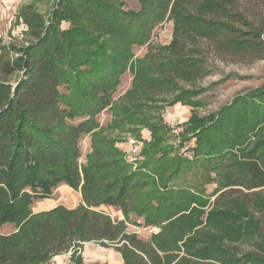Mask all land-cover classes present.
Returning a JSON list of instances; mask_svg holds the SVG:
<instances>
[{
    "label": "trees",
    "instance_id": "obj_1",
    "mask_svg": "<svg viewBox=\"0 0 264 264\" xmlns=\"http://www.w3.org/2000/svg\"><path fill=\"white\" fill-rule=\"evenodd\" d=\"M124 5L51 0L46 14L35 3L16 14L29 37L0 55V223L16 229L0 234V264H46L89 241L121 244L123 264H264V143H251L264 122V85L203 118L193 113L185 126L181 143L195 137L185 150L192 163L220 183L204 225L201 209L185 212L209 199L176 183L191 158L169 157L161 119L162 126L144 123L156 122L146 109L166 100L197 106L191 101L199 91L179 87L209 73L196 56L200 44L221 59L264 60V9L241 0H145L128 18ZM169 17L172 44L135 62L133 49ZM128 72L131 87L115 108ZM106 110L111 120L102 128L97 117ZM136 124H148L143 152L151 157L133 170L108 134ZM85 137L90 150L81 161ZM61 185L80 194L76 208L32 211ZM102 206L159 230L142 241ZM73 264L84 263L79 257Z\"/></svg>",
    "mask_w": 264,
    "mask_h": 264
},
{
    "label": "rangeland",
    "instance_id": "obj_2",
    "mask_svg": "<svg viewBox=\"0 0 264 264\" xmlns=\"http://www.w3.org/2000/svg\"><path fill=\"white\" fill-rule=\"evenodd\" d=\"M123 1L125 3L123 7L124 11L127 14L130 13L128 14V18L131 15H136L141 7L145 5V0ZM261 2L263 1L241 0V3H244L245 6H258L260 7V10H262L264 9V5L261 4ZM33 3L37 5L40 11H44L46 14L50 9L51 0H0V55L2 47H10L11 45L26 43L27 38L29 37V31L23 22L17 19L16 14L22 6ZM68 27H70V23L63 22L61 25L62 29H67ZM173 38V21L169 17L155 27L146 44L133 49V59L136 60L135 62H138L146 59V55L149 53L151 56H154L155 53L163 52V49L168 48L172 44ZM199 46L200 50L196 53V56L202 57L206 63L210 64L209 73L202 77H198L194 83H181L179 87V89H182L181 87L184 89L194 88L199 91L191 101L192 103H197V106H188L184 104L185 102L172 104L169 100H166V102L163 103V106L159 107L160 109L150 106L145 111L149 114H151L150 111H153L156 120L155 123L150 120L149 122L141 120L151 126H162L157 123V119L162 120L163 125H165V130L168 131L166 143L169 146L166 148V152L169 154V157H177L176 155H178L179 157L182 156L181 159L191 158V153L185 150L188 147L195 146V137L191 136L189 139L190 141L184 143H181V140L183 139L182 136L185 126L189 125V119L193 113L198 114V117L203 118L207 114L214 113L220 110L223 106L228 105L237 95L245 94L252 89L264 85V60L247 62L232 61L229 58L221 59L211 48L206 47L205 44L202 43ZM132 79L133 76L129 72L122 77L120 85L114 93L115 108L119 107V101L128 89H130ZM101 114L97 119L100 126L105 128L110 123L111 112L106 110L105 113L102 112ZM143 119H145V117ZM147 125L136 124V126L131 127L124 126L120 129L114 128L113 131H110L108 134L111 139H113L116 147L123 152L125 161L132 166L133 170L138 167L144 158L147 159L151 157H145L143 152L144 142L150 140V132ZM255 128H257V130L255 129V134L251 139V143H264V122L260 124L259 127L255 126ZM200 131L197 130L195 135L200 133ZM131 141H135L140 147V153L133 157H129L128 154L131 149ZM80 147L82 161L90 150V138L85 137L81 141ZM199 157L197 158L198 163H200ZM197 159L194 158V161H197ZM192 160L193 157L187 165H182L183 169L188 170V172L185 175H179L176 183L177 185L183 182L184 185L188 183L186 186L194 187L195 190L192 191L196 193L198 198L204 199V197H206L209 199L206 205L203 206H198L196 203H192L189 210L185 212L189 214L192 208L201 209L203 214L199 215L197 218L200 221L202 220L204 225L207 212L211 208L210 204L215 202L218 195V193L215 192V189L220 183L213 174H208L207 171L203 169L200 170L198 168L199 166L192 163ZM209 177H212V179L214 178V180H210ZM43 200L45 202L41 201L44 205H51L54 208L64 207L66 209H74L81 203H77L78 201H81L78 192L65 189L59 190V187L54 191L51 198ZM39 202H35L33 205L37 207V205H39L37 203ZM100 209L108 214L113 221L119 223L123 222L126 227V232L128 234H136L142 241H149L152 234L157 233L159 230V228L151 226L144 227L143 225H132L129 221L130 217L125 219L121 211L116 208L102 206ZM139 222L144 223L142 218L139 219ZM15 230V226L11 223H0V234H11L15 232ZM120 245L121 244L104 241L84 242L78 249L53 256L46 264H73L74 260L79 257L84 264H123L121 253L118 250Z\"/></svg>",
    "mask_w": 264,
    "mask_h": 264
},
{
    "label": "crops",
    "instance_id": "obj_3",
    "mask_svg": "<svg viewBox=\"0 0 264 264\" xmlns=\"http://www.w3.org/2000/svg\"><path fill=\"white\" fill-rule=\"evenodd\" d=\"M106 111H104L103 113H105ZM102 115V114H101ZM60 189H65V190H70V191H73L72 189H70L68 186H66V185H61V186H59V190ZM73 192H75V191H73ZM79 197L81 198V196H80V194H79ZM41 201V200H40ZM42 201H44V200H42ZM42 201L41 202H39V201H36V202H39V203H37V204H39V205H37V207L36 206H34L33 205V207H32V211L34 212V213H36V212H40V211H46V210H50V209H52V208H54L53 206H51V205H49V206H47V204L46 205H44L43 203H42ZM45 202V201H44ZM81 201H78L77 203H80Z\"/></svg>",
    "mask_w": 264,
    "mask_h": 264
},
{
    "label": "built area",
    "instance_id": "obj_4",
    "mask_svg": "<svg viewBox=\"0 0 264 264\" xmlns=\"http://www.w3.org/2000/svg\"><path fill=\"white\" fill-rule=\"evenodd\" d=\"M131 149L129 151V157H133L136 156L140 153V147L138 146V143H136L135 141H131Z\"/></svg>",
    "mask_w": 264,
    "mask_h": 264
}]
</instances>
